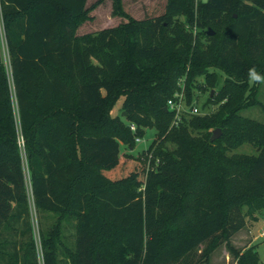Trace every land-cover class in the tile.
<instances>
[{"label":"trees","instance_id":"obj_1","mask_svg":"<svg viewBox=\"0 0 264 264\" xmlns=\"http://www.w3.org/2000/svg\"><path fill=\"white\" fill-rule=\"evenodd\" d=\"M88 9L0 0V264H208L223 243L236 264H263L230 238L264 207V122L239 114L264 110V0H168L76 35ZM183 84L187 103L216 87L217 110L175 124L167 99ZM243 143L257 153L231 152Z\"/></svg>","mask_w":264,"mask_h":264},{"label":"rangeland","instance_id":"obj_2","mask_svg":"<svg viewBox=\"0 0 264 264\" xmlns=\"http://www.w3.org/2000/svg\"><path fill=\"white\" fill-rule=\"evenodd\" d=\"M168 0H119V4L116 5L115 0H86V6L89 7L87 16L83 20H81L77 27L75 28V34L81 35L84 33H94L99 31L100 29L116 26L124 21H126L129 17L135 19H143L155 17L166 11ZM118 6V8H117ZM0 54L5 66L8 67V56L6 51V45L4 42L3 31H2V22L0 15ZM223 79V75L220 76V80ZM197 80L202 82V79L199 77ZM252 78L250 79V85H252ZM184 87V84H183ZM216 88V87H215ZM213 87H205L201 91H193L197 94V97H194L192 102L187 103L186 96L184 98V102L187 104L186 107L191 105H196L199 108V112L201 114H205L208 112L216 111L218 108V104L214 103V96L216 94V90ZM248 94V93H246ZM185 95V91H184ZM257 98L264 105V77L260 80L259 86L257 89ZM121 100V99H120ZM120 100L116 102L112 113L116 112L120 108ZM239 114L244 117H249L255 119L257 121L264 122V110L259 104H254L249 107H245L239 111ZM215 129V128H214ZM213 130V129H212ZM155 130L154 128H149L146 130V134L141 138L140 141H137L135 147L133 149H129V151L133 156H136L141 150L145 149L152 139L154 138ZM221 136H218V138ZM17 142L19 146L22 148L24 144V139L21 135L18 136ZM121 152L124 151L123 144H120ZM231 152L237 153H248L255 154L257 153L256 147L251 143H243L240 146L231 150ZM24 161V169H25V177L28 184V170L25 164V157L23 155ZM146 169V166H145ZM143 168V171H145ZM29 185V184H28ZM29 188V205L31 211L32 225L34 235L37 241L39 255H41L40 247H39V236H38V217L34 209L33 199L31 196L30 187ZM246 206L243 207V211L246 212ZM254 216H256L254 218ZM42 225L49 226L51 222L54 220V216L50 213H44L42 216ZM68 226L66 233H69ZM242 233H238L235 236L234 243L238 245L237 247H241L247 245L249 239L250 244H254L258 251L259 260L264 264V237L260 235V233L264 232V207L254 212L252 215L246 216V226L244 227ZM247 231L245 234L244 232ZM226 250V252H225ZM229 254V257L226 258L225 254ZM228 260V261H227ZM203 264V263H201ZM208 264H236L232 255L228 252L226 245L220 244L210 255Z\"/></svg>","mask_w":264,"mask_h":264},{"label":"built area","instance_id":"obj_3","mask_svg":"<svg viewBox=\"0 0 264 264\" xmlns=\"http://www.w3.org/2000/svg\"><path fill=\"white\" fill-rule=\"evenodd\" d=\"M184 87L182 86L180 90H177L172 97L167 99V106L170 110L174 112L175 124L180 120L182 113L189 112L193 114L200 113L199 108L194 104L191 106H187L184 102ZM131 129H134V126L131 125ZM141 138L136 137V141H140ZM261 236L264 237V232L260 233Z\"/></svg>","mask_w":264,"mask_h":264},{"label":"crops","instance_id":"obj_4","mask_svg":"<svg viewBox=\"0 0 264 264\" xmlns=\"http://www.w3.org/2000/svg\"><path fill=\"white\" fill-rule=\"evenodd\" d=\"M245 226H246V224H245L243 227H241L237 232H235V233L231 236V238H230L231 243H232L235 247L238 246V245H236V244L234 243V241H235V236L238 235V233H242V232H240V231H242L243 229H245V228H244ZM246 232H247V231H245L244 234H245ZM250 241H251V240L249 239L247 245L250 244ZM244 246H245V245H244ZM244 246L237 247V248H242V247H244ZM225 252H226V250H225ZM224 256H226V258H227V257H229V254L226 253ZM227 261H228V260H227Z\"/></svg>","mask_w":264,"mask_h":264},{"label":"water","instance_id":"obj_5","mask_svg":"<svg viewBox=\"0 0 264 264\" xmlns=\"http://www.w3.org/2000/svg\"><path fill=\"white\" fill-rule=\"evenodd\" d=\"M202 1L205 2L206 0H202ZM220 133H221V130L219 128L213 129L210 140H214L215 138H217L220 135Z\"/></svg>","mask_w":264,"mask_h":264}]
</instances>
